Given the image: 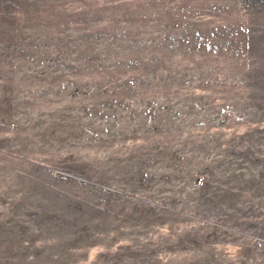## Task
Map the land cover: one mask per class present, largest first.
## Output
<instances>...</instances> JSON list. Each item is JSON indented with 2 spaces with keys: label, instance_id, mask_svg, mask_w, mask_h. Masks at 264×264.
<instances>
[{
  "label": "rangeland",
  "instance_id": "obj_1",
  "mask_svg": "<svg viewBox=\"0 0 264 264\" xmlns=\"http://www.w3.org/2000/svg\"><path fill=\"white\" fill-rule=\"evenodd\" d=\"M0 264H264V0H0Z\"/></svg>",
  "mask_w": 264,
  "mask_h": 264
}]
</instances>
